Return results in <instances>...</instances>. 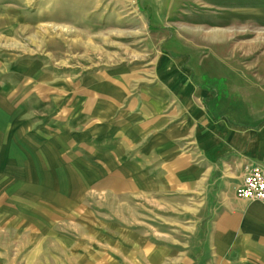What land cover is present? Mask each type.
I'll return each instance as SVG.
<instances>
[{"label": "rangeland", "instance_id": "obj_1", "mask_svg": "<svg viewBox=\"0 0 264 264\" xmlns=\"http://www.w3.org/2000/svg\"><path fill=\"white\" fill-rule=\"evenodd\" d=\"M0 58V66L13 59L20 70L14 97L36 85L31 118L39 145L50 135L91 142L99 133L93 125L75 131L83 85L116 82L128 91L132 82L141 89L186 77L174 75L180 68L207 90L215 116L264 121V0H0ZM109 150L59 148L50 170L40 163L33 170L26 148L1 166L0 264H43L46 238H60L61 228L142 227L150 240L162 237L158 230L169 243L206 222L188 195L128 188L126 155Z\"/></svg>", "mask_w": 264, "mask_h": 264}, {"label": "crops", "instance_id": "obj_2", "mask_svg": "<svg viewBox=\"0 0 264 264\" xmlns=\"http://www.w3.org/2000/svg\"><path fill=\"white\" fill-rule=\"evenodd\" d=\"M12 60L0 66V170L26 148L33 170L38 163L50 170L60 161L55 156L59 148L110 149V156L126 155L128 188H140L143 195H188L200 202L198 218L206 220L191 227L188 238L181 239L178 233L169 243L158 230L162 237L150 240L148 229L142 227L75 228L77 233L61 228L60 238H46L43 264H264V202L241 199L236 193L247 167L264 164V121L243 125L215 116L207 90L188 81V73L180 68L174 75L186 77L141 89L132 82L128 91L116 82L83 85L77 94L83 98L76 100L74 110L75 131L86 133L93 125L100 127L99 133L91 142L50 135L39 145L37 122L31 118L36 85H25L26 97L13 96L20 91L13 83L20 70ZM64 107L70 115L72 108ZM50 138L59 141L51 144ZM26 264L37 261L28 259Z\"/></svg>", "mask_w": 264, "mask_h": 264}, {"label": "built area", "instance_id": "obj_3", "mask_svg": "<svg viewBox=\"0 0 264 264\" xmlns=\"http://www.w3.org/2000/svg\"><path fill=\"white\" fill-rule=\"evenodd\" d=\"M236 193L241 199L264 202V164L255 163L247 167L245 179Z\"/></svg>", "mask_w": 264, "mask_h": 264}]
</instances>
